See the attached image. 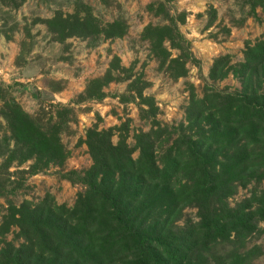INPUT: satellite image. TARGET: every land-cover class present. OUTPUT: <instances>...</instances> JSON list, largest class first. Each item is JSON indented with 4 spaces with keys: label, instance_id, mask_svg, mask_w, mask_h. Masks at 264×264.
<instances>
[{
    "label": "trees",
    "instance_id": "trees-1",
    "mask_svg": "<svg viewBox=\"0 0 264 264\" xmlns=\"http://www.w3.org/2000/svg\"><path fill=\"white\" fill-rule=\"evenodd\" d=\"M174 1L147 6L167 24L148 25L141 39L159 71L176 81L187 78L188 65L198 67L199 62L179 31L185 14L175 18L168 11ZM6 2L17 8L25 0H0ZM243 4L256 19L257 10L264 14V0ZM211 11L213 22L216 12ZM43 23L59 44L72 38L116 40L128 32L125 21L103 25L82 5L71 14L55 12ZM132 70L113 57L104 75L87 84L83 97L100 103L110 84L130 81L128 91L147 108L143 113L151 128L134 134L133 146L128 144L129 120L107 130L98 123L88 129L79 143L87 148L90 167L63 175L83 188L71 207L58 205L51 194L18 206L7 200L24 187L4 177L15 159L20 165L32 162L21 172L28 176L62 167L68 160L60 135L71 110L61 107L57 120L42 127L0 85V117L15 141L0 166V198L6 201V206L0 204V264H207L205 255L225 245L236 249L217 264H253L262 256L259 249L243 247L264 223V189L234 208L228 199L239 186L264 182V36L246 44L242 62L232 64L225 55L209 70L212 84L232 77L238 90L206 86L199 98L187 84L188 104L178 125L157 120L154 99L143 95L146 82L140 76L131 80ZM188 208L197 210L198 222L178 227ZM10 234L13 239L7 241Z\"/></svg>",
    "mask_w": 264,
    "mask_h": 264
},
{
    "label": "rangeland",
    "instance_id": "rangeland-1",
    "mask_svg": "<svg viewBox=\"0 0 264 264\" xmlns=\"http://www.w3.org/2000/svg\"><path fill=\"white\" fill-rule=\"evenodd\" d=\"M157 1L161 0H25L17 8L7 5L8 2L0 3V85L6 89L7 97L46 128L57 120L61 107L71 110L60 135L61 143L70 153L62 167L50 166L35 176H28L21 172L29 170L32 162L20 165L17 158L5 172V178L24 186L15 196L8 197L13 205L18 206L24 200L36 203L51 194L58 205L71 207L83 188L63 175L72 171L81 173L90 167L87 148L79 142L93 125L98 123L99 129L107 130L129 120L130 146L134 145V134L150 130L151 120L143 113L147 108L128 91L130 81L110 84L104 89L106 98L100 103L84 99L87 84L104 75L113 57H118L125 69H133L131 80L140 76L146 82L143 95L154 99L157 120L162 125H178L183 121L189 99L187 84L194 86L199 98L206 86L227 92L240 88L232 77L212 84L208 80L209 70L221 56H230L232 64L243 61L246 44H254L264 36V14L257 10V19L252 17L243 0H175L167 7L168 11L175 18L185 14V22L178 25L179 31L199 62L198 67L188 65L187 78L175 81L159 71L158 62L150 56L148 43L141 39L148 25L167 24L165 19L153 16L146 9ZM79 5L89 8L103 25L125 21L127 35L116 40L72 38L64 44L55 42L43 22L55 12L71 14ZM212 9L216 12L213 22L210 20ZM113 142H117L116 137ZM14 148L15 141L0 117V166ZM263 189L264 182L252 183L245 189L239 186L228 199V205L234 208L254 191ZM0 204L6 206L5 199L0 198ZM196 215L195 208H188L176 225L197 223ZM259 230L243 247L244 251L259 249L262 253L253 264H264V223L259 224ZM12 239L10 234L7 241ZM235 249L233 245L216 247L205 255L207 264H217Z\"/></svg>",
    "mask_w": 264,
    "mask_h": 264
}]
</instances>
